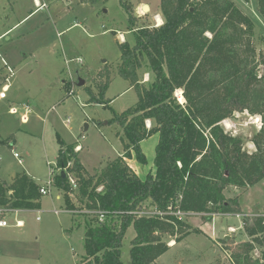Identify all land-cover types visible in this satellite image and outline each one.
Listing matches in <instances>:
<instances>
[{"label": "trees", "instance_id": "trees-1", "mask_svg": "<svg viewBox=\"0 0 264 264\" xmlns=\"http://www.w3.org/2000/svg\"><path fill=\"white\" fill-rule=\"evenodd\" d=\"M121 5L134 29V43L119 42L117 71L138 94L133 107L110 119L122 130L123 153L91 174L75 145L64 149L58 136L57 167L72 162L67 173L74 175L80 200L92 214L86 221L82 264H124L123 241L131 226L136 231L131 264H152L171 247L165 235L177 243L199 231L170 208L184 216L204 214L206 221L214 214L239 215V196H227V188L247 189L264 179V53L254 44L253 19L234 0H161L163 23L139 25L131 3L121 0ZM258 12L264 16V0H258ZM104 70L94 77L98 92L86 87L89 102L107 103L112 71L108 66ZM143 70L150 74L147 83ZM239 112L262 118L252 137L253 152L244 147L242 136L222 125ZM155 134L154 165L146 172L142 142ZM134 158L146 172L142 176L128 162ZM54 184L64 192L67 208L76 210L70 177L59 173ZM40 188L28 173H17L11 182H0V206L40 209ZM152 207L170 213H136ZM243 227L248 240L233 249L232 263L264 264V214L244 216Z\"/></svg>", "mask_w": 264, "mask_h": 264}, {"label": "rangeland", "instance_id": "rangeland-1", "mask_svg": "<svg viewBox=\"0 0 264 264\" xmlns=\"http://www.w3.org/2000/svg\"><path fill=\"white\" fill-rule=\"evenodd\" d=\"M38 1L46 7L38 8L36 0H0V91L9 84L7 98L0 99V181H11L17 173L26 172L38 184L47 185L51 166H57L58 136L65 142L64 149L74 144L79 153L76 147L81 146L79 157L91 174L121 155L122 130L110 124V119L133 107L138 94L128 89L129 81L117 71L120 35L123 42L134 43V29L121 0ZM126 1L134 8L139 25H160L158 15L164 21L161 0ZM235 2L253 19L254 44L264 53V16L258 12V0ZM142 4H149L151 10L139 9ZM107 66L112 71L104 95L107 103L89 102L86 87L93 88L94 77ZM79 77L85 79L84 86L77 85ZM141 78L146 83L150 80L146 70ZM181 91L176 92L179 100ZM26 106L30 111L24 119ZM260 119L259 115L239 112L226 119L234 122L236 132L227 131L242 136L244 147L253 152L252 137L259 130ZM158 141L159 134H155L142 142L151 168ZM14 152L21 155L23 164ZM145 170L148 172L147 166ZM73 187L70 196L76 210L67 208L64 192L52 184L42 196L40 209L4 212L10 226L0 227V264H82L86 221L92 214L81 202L78 186ZM226 195L239 196L242 214H214L211 221H206L204 214L183 216L199 231L177 243L165 235L171 247L152 264H233V249L248 240L244 216L264 214V179L247 189L228 187ZM17 219L23 220V226H16ZM135 235V228L129 227L122 247L124 264H131Z\"/></svg>", "mask_w": 264, "mask_h": 264}, {"label": "built area", "instance_id": "built-area-1", "mask_svg": "<svg viewBox=\"0 0 264 264\" xmlns=\"http://www.w3.org/2000/svg\"><path fill=\"white\" fill-rule=\"evenodd\" d=\"M40 3L41 2H39L38 0H36V5L38 6V8L46 7V4H40ZM79 61L82 62V60H79ZM0 98H2V99L7 98V88L6 87L0 92ZM29 111H30V108H29V106H27L26 107V112H25V114L23 116L24 119L28 118V113L27 112H29ZM13 112H16V109L15 108L13 109ZM69 122H70V118H67L66 119V123L68 124ZM223 122H224V125H225L224 128H226V131L228 129V131H232L233 133L236 132V126H235L234 122L231 121V124H233V125H231L230 122L227 121V120H224ZM260 122L261 123H260V125L258 127L259 129L262 127V120L261 119H260ZM147 125L148 126H151V122L148 121ZM76 149H79L80 150L81 149V146L80 145H77ZM14 156L19 159V163L20 164H23L24 163L23 159L21 158V156H20V154L18 152H14ZM72 166H73L72 162H69L68 165L65 168H60V167H57V166L56 167L51 166V175L52 176L50 178V181L47 183V185H44V186H42L40 188V192L42 194H47L49 192V186L52 185V184H54V182H55V176L57 174L61 173V170H65L66 173H67V169H69ZM69 174L71 175V173L68 172L67 175L69 176ZM70 179H71V183L74 186L75 185L78 186L74 177H71L70 176ZM9 210H10V208L0 206V227H8L10 225V223L6 219V216L4 217V212L6 213ZM169 211L171 213L177 215V216L183 217L185 215L184 212H182L180 210H177V211H174L173 212V209L170 208ZM169 211H167V212L160 211V210H157V208L152 207V208H143V209H140L136 213L138 215H146V216H152V215H161V216H164V215L170 213ZM90 213H91V211H90ZM7 214H9V213H7ZM103 217H104L103 214H101L100 215V218L103 219ZM16 225L17 226H21L22 225L21 224V221H18L16 223Z\"/></svg>", "mask_w": 264, "mask_h": 264}, {"label": "crops", "instance_id": "crops-1", "mask_svg": "<svg viewBox=\"0 0 264 264\" xmlns=\"http://www.w3.org/2000/svg\"><path fill=\"white\" fill-rule=\"evenodd\" d=\"M234 1H235V0H234ZM143 6H144V5L142 4V5L139 7V9L142 10V9H143ZM149 6H150V5H149ZM150 8H151V7H150ZM150 10H151V9H150ZM31 12H33V11H31ZM120 36H121V38H122V39H121L122 41H120V42H123V40H124V36H123L122 34H121ZM78 60H82V59H78ZM80 62H81V61H80ZM148 74H149V73H148ZM149 77H150V74H149ZM5 87L8 89V88H9V84H6ZM5 87H4V88H5ZM4 88H3V89H4ZM131 88H132V87H130V85H129L128 89H131ZM1 91H2V90H1ZM1 91H0V92H1ZM0 99H2V98H0ZM4 99H5V98H4ZM26 107H27V106H26ZM81 149H82V148H81ZM80 152H81V150H79V153H80ZM20 156H21V155H20ZM80 159H81V158H80ZM18 160H19V159H18ZM134 160H135V159H131V161L134 162L133 164H134L135 166H131V167H132V168H133V169H134L139 175L142 176V175H143L144 173H146V172H144V170L141 169V167L139 166V164L137 163V161L135 162ZM23 161H24V160H23ZM151 164L154 165V163H151ZM83 165H84V164H83ZM148 165H149V160H148ZM148 165H147L148 170H149V169H152L151 166L148 167ZM84 166H85V165H84ZM12 179H13V178H12ZM11 181H12V180H11ZM11 181H6V182H11ZM0 182H3V181H0ZM42 186H44V185H41V187H42ZM42 195H43V194H42ZM41 206H42V201H41ZM12 210H13V212H14V211H17V210H24V209H12ZM33 210H34V209H33ZM191 215H198V214H191ZM18 221H21V224H22L21 226H23V220H21V219H17V220H16V223H17ZM9 226H10V225H9ZM16 226H17V225H16ZM21 226H19V227H21ZM201 229L203 230L204 233H206L205 230H204L203 228H201Z\"/></svg>", "mask_w": 264, "mask_h": 264}, {"label": "water", "instance_id": "water-1", "mask_svg": "<svg viewBox=\"0 0 264 264\" xmlns=\"http://www.w3.org/2000/svg\"><path fill=\"white\" fill-rule=\"evenodd\" d=\"M143 10L145 11V12H149L150 11V6H149V4H144V6H143ZM84 84H85V79H83L82 77H79V79H78V81H77V85L78 86H84ZM181 93H182V91H181ZM183 94V93H182ZM185 99V98H184ZM181 103H183L182 101H180ZM185 102V101H184ZM61 174L63 175V176H67V173H66V171L65 170H61ZM228 237V236H227Z\"/></svg>", "mask_w": 264, "mask_h": 264}, {"label": "bare ground", "instance_id": "bare-ground-1", "mask_svg": "<svg viewBox=\"0 0 264 264\" xmlns=\"http://www.w3.org/2000/svg\"><path fill=\"white\" fill-rule=\"evenodd\" d=\"M144 5V4H143ZM151 7V6H150ZM151 9V8H150ZM157 20H158V22H159V24L161 25L162 24V17H161V15H158L157 16ZM179 96H181V97H179L180 98V100L183 102V101H185V99H184V97H183V94H181V92H179ZM172 244H174V243H172Z\"/></svg>", "mask_w": 264, "mask_h": 264}]
</instances>
